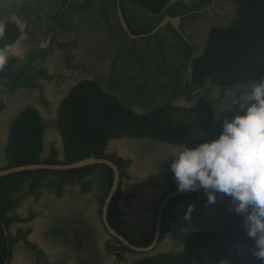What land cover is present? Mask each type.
Returning a JSON list of instances; mask_svg holds the SVG:
<instances>
[{
	"label": "flooded vegetation",
	"instance_id": "af4514ba",
	"mask_svg": "<svg viewBox=\"0 0 264 264\" xmlns=\"http://www.w3.org/2000/svg\"><path fill=\"white\" fill-rule=\"evenodd\" d=\"M239 2L0 0V170L88 156L118 170L112 194L114 170L104 162L0 174V264H151L191 250L194 236L223 230L235 217L264 214V169L189 186L264 162V143L230 139L215 150L200 142L212 143L217 129L240 135L264 107V75L222 83L195 68L212 29L241 22ZM92 96L139 119L107 132L95 119L89 128L91 106L82 100ZM154 112L166 123L194 120V112L214 123L192 125L189 138L181 128L140 122ZM97 125L104 139L71 159L65 136L89 140ZM108 226L135 246H152L131 249Z\"/></svg>",
	"mask_w": 264,
	"mask_h": 264
},
{
	"label": "trees",
	"instance_id": "16d2710c",
	"mask_svg": "<svg viewBox=\"0 0 264 264\" xmlns=\"http://www.w3.org/2000/svg\"><path fill=\"white\" fill-rule=\"evenodd\" d=\"M133 1L139 5H145L147 2L159 4L162 0ZM239 13L242 20L238 25L226 29H212L203 55L196 59L195 68L199 69L200 74L213 75L222 83L264 75V0H240ZM92 86L94 87V85ZM93 89H96L95 94H99L97 87ZM106 98L114 100L109 95ZM101 101V98L96 96L82 100V103H90L89 106H91L84 114L89 119V124L86 123L89 128L95 119L96 122L98 121V125L104 122L103 130L105 132L123 126L122 123L127 122L124 119H128L126 128L133 127L134 118L139 119V116L136 117L137 115H132L129 118L125 114L123 115L118 103H101ZM73 106L76 110L74 118L82 119L83 114L79 113V108L75 103ZM80 107L85 109L83 105ZM257 107L250 115L252 120L250 125L246 124L250 126L249 129L240 127L238 130L240 135L233 134L228 129L229 138L225 136L226 133L217 129L216 135L211 136L212 143H206V139L200 141L203 148L222 150L227 144L229 145L230 139L239 140V142L242 140L248 146L249 143H256L257 146L262 145L264 143V107ZM65 112L68 115L66 110ZM194 115L196 116L194 120L188 116L181 123H174L171 120L166 123L165 120L157 118L163 117L164 113L154 112L153 116L145 118L149 122L144 121L143 118L140 122L143 124L152 122L160 131L168 129L166 126L181 128L184 134L191 138L190 127L192 125L202 126L204 123L201 121L203 120L209 121L211 125L214 123L212 118L205 117V114L194 112ZM98 125L97 128L88 130L89 140H84L79 136L77 141H73L72 138L65 136L68 152L72 155L71 159L83 156L82 154L92 153L94 149L92 147L96 145L97 141L100 142L104 139L105 135H102L104 132ZM225 126H227V122ZM213 127L211 126L210 129ZM218 130H220L219 134ZM251 135L256 136L252 137ZM198 148H201L200 144H198ZM19 154L20 151H18L17 158ZM235 219V222L232 220L231 225L224 226L223 230L194 236L189 242L191 250L187 249L184 253H179L176 256H155V260L151 264H264V214L256 211L249 217L238 216Z\"/></svg>",
	"mask_w": 264,
	"mask_h": 264
},
{
	"label": "water",
	"instance_id": "95a60500",
	"mask_svg": "<svg viewBox=\"0 0 264 264\" xmlns=\"http://www.w3.org/2000/svg\"><path fill=\"white\" fill-rule=\"evenodd\" d=\"M118 12H119V18H120V21H121L122 25L124 26L125 29H127V26L125 24V21H124L122 15H121L120 10H118ZM93 162H104V163L112 166V168L114 170V177H115L114 178L113 187L111 188V194H112V191L114 190V188L116 186V183H117V180H118V170H117L116 166L112 162H110L109 160L104 159V158H96L94 156H88L86 158H83V159H80V160H77V161H74V162L68 163V164L27 163V164H23V165L7 168V169H4V170H0V174L14 172V171H18V170H27V169L34 170V169H39V168H44V169L45 168L46 169L74 168V167H80V166H83V165L91 164ZM263 169H264V162L261 163V164H258L257 166L253 167L250 170H247L245 172H241V173H239V174H237L235 176L229 177V178H225V179L223 178V179L214 180V181L213 180H211V181L210 180L201 181V182H198V183L191 184L189 186H204V185H215V184H224V183L236 182V181L242 180V179H244L246 177H249V176H251L253 174H256V173L262 171ZM111 194L109 195V197L105 201V207H104L105 210H106V206H107V204L109 202ZM108 228L110 229V231L115 236H117L126 246H128L131 249L146 250L150 246H152V245L145 246V247L144 246H135V245L131 244L130 242H128L125 238L120 236L118 233H116L111 227L108 226Z\"/></svg>",
	"mask_w": 264,
	"mask_h": 264
}]
</instances>
